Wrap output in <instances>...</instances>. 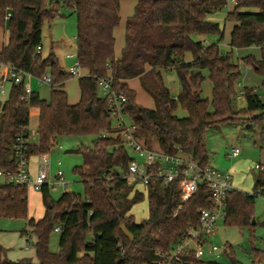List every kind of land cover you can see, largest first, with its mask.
Returning <instances> with one entry per match:
<instances>
[{
    "label": "trees",
    "instance_id": "1",
    "mask_svg": "<svg viewBox=\"0 0 264 264\" xmlns=\"http://www.w3.org/2000/svg\"><path fill=\"white\" fill-rule=\"evenodd\" d=\"M226 2L136 0L133 13L125 21L121 54L115 57L113 29L120 19L119 0H0V28H8L0 64L35 79L49 76L51 80L48 99L41 98L32 87L26 94L24 81H10L7 97L0 104V170L14 171L13 144L17 136H29L32 109L38 110L37 139L27 146L28 158L50 153L58 137L91 138L89 145L77 148L83 162L73 168L84 183V197L63 192L53 200L44 185L40 191L44 214L37 221L30 218L27 222L35 236L37 262L29 257L2 259L5 250L0 246V264H151L157 260L156 251L168 250L189 226L197 225L198 209L213 205L204 183H199L190 199L181 204L176 182L160 189L159 185L128 184L121 177L132 157L119 137L101 136L115 131L108 114V95L97 94L98 79L110 77L111 90L123 94L122 114L135 125V136L147 146L157 145L168 154L180 153L204 166L210 164L204 143L206 130L227 122L250 130L259 128L264 146V101L255 88L245 86V105L236 107L235 87L241 72L239 63L231 59L234 49L256 47L257 58L246 55L241 60L261 78L264 87V0H234L225 16L234 23L228 43L231 51L222 53L218 42L224 29L211 16ZM60 6L76 15V58L86 70L78 77L76 104L68 103L61 88L72 75L63 70L52 51L42 54L43 26L58 15ZM197 36L213 37L215 42L208 44ZM189 54L191 58L186 60ZM171 69L179 83L174 97L161 73ZM202 71H207L211 82L212 110L208 99L201 96ZM134 78L153 96L155 109L136 103L135 91L128 85ZM179 108L186 111L185 117L175 114ZM255 171L251 194L238 189L228 193L224 223L251 225L254 197L258 191L264 194V170ZM144 196L148 216L136 222L131 209ZM0 217L27 218L25 186L0 182ZM121 224L132 234L131 239L122 233ZM55 227L60 229L58 250L52 252L49 237ZM252 254V264H264V248H254ZM188 264L219 263L190 258ZM230 264L240 263L233 260Z\"/></svg>",
    "mask_w": 264,
    "mask_h": 264
},
{
    "label": "rangeland",
    "instance_id": "2",
    "mask_svg": "<svg viewBox=\"0 0 264 264\" xmlns=\"http://www.w3.org/2000/svg\"><path fill=\"white\" fill-rule=\"evenodd\" d=\"M55 3L58 0H48ZM130 1V4H129ZM136 0H120L122 2L118 9L119 23L115 26L114 54L119 57L124 45V29L126 18L133 12V4ZM127 2V3H126ZM233 7L232 3H227L217 13L211 16V19L220 23L223 27V37L218 42L219 49L222 53L231 51L229 46L230 31L233 22L225 20L226 13ZM8 35V28H0V49ZM76 15L65 6L58 8V15L50 22H45L42 29V54L46 55L52 51L63 70L67 71L68 67L73 64L74 59L69 54L76 55ZM197 39L203 40L210 44L215 42L213 37L197 36ZM259 56L256 47H246L234 49L231 52V59L234 63H239L240 78L238 82L246 87L255 88L260 98L264 101V87L261 84V78L241 60L243 56ZM191 58V55H187ZM204 79L200 85L201 96L207 98L210 104L211 100V82L208 78L207 71H202ZM162 77L165 85L169 89L171 96H176L179 91V83L174 70H162ZM85 71L81 70V75ZM128 85L135 91L136 103L149 109H155L156 104L152 95L144 90L138 78L128 80ZM31 87L43 99L49 98L50 84L32 79ZM66 91L67 101L69 104H76L79 100L78 76H70L61 87ZM236 91L241 89L236 85ZM98 96H102V89H98ZM6 97L0 95V100ZM243 99L237 98L236 107H244ZM209 110H212L211 104ZM178 117H185L186 111L179 108L175 112ZM38 117L32 111L29 118V141H36V128ZM90 137L62 136L54 142V147L48 154L49 182H54V175L58 170L63 174L66 182L65 192H72L84 197V183L73 172L74 166L81 165L82 156L76 153L80 145H89ZM205 147L208 151L209 163L215 169L221 172H229L233 186L251 194L253 192L255 173L254 165L264 163V146L260 141V130L253 127L252 130L242 127L239 124L227 122L224 124L214 125L208 128L204 136ZM157 148V145L154 146ZM237 147L240 150L238 157H229L231 148ZM37 157H30L29 163L34 164ZM60 162V166L57 165ZM0 182L3 180L0 178ZM139 186V185H138ZM161 189V186H158ZM139 190H143L141 187ZM61 189L50 191V196L56 200L64 192ZM145 194V192H144ZM27 218H39L43 215L44 207L41 200V193L27 188ZM253 217L251 225L238 226L224 223L219 219L216 223L215 231L209 238V244L217 247L215 251H209L207 245L203 247L204 254L201 259L206 262H216L219 264H230L233 260L240 264H252L253 249L264 248V194H257L252 203ZM131 214L136 222H139L148 216V200L144 196L143 201L135 204L131 209ZM27 218H6L0 217V246L4 248L6 258L16 261L23 257H29L33 262H37L33 243L35 236L28 226ZM254 221V223H252ZM25 230L26 234L22 231ZM59 233L52 231L49 237V250L56 252L58 250ZM28 243V245H26ZM229 246V247H228ZM257 264V263H256Z\"/></svg>",
    "mask_w": 264,
    "mask_h": 264
},
{
    "label": "built area",
    "instance_id": "3",
    "mask_svg": "<svg viewBox=\"0 0 264 264\" xmlns=\"http://www.w3.org/2000/svg\"><path fill=\"white\" fill-rule=\"evenodd\" d=\"M227 3H234V0H227ZM9 13L6 17H9ZM41 48L38 47L39 51ZM0 68L6 72L5 76L13 83L24 81V91L26 94L31 92V81L34 79L31 74L23 73L21 70L5 64H0ZM82 68L75 58L72 65L67 69L70 75H81ZM39 83L51 84L49 76L37 78ZM99 88L104 95H108V114L112 119L111 128L113 134L103 132L102 137H119L124 147L130 152L132 157L127 165V169L121 177L128 184H135L147 187L149 184L167 186L176 182V187L180 192V203H186L197 190L199 183H204L211 193L213 205L210 208L198 209V223L189 226L180 240L166 251H156L157 260L151 264H188L190 258L202 260L204 254L203 247L207 245L209 251L217 250V247L209 244V238L214 233L216 223L224 217V202L228 193L236 189L233 186L229 172H221L211 164L200 165L198 162L184 157L180 153L168 154L154 146H147L142 140L135 136L136 127L128 122L122 114L121 107L126 101L121 92L111 90V78H99ZM6 82L0 78V93H5ZM242 97L239 91L237 98ZM29 136L19 135L13 144L14 171L0 170V178L3 182L25 186L34 191L40 192L44 185L50 191L58 189L65 190L66 182L60 170L54 175V182H49V174L45 169H39L32 175L28 169V157L26 155L29 144ZM240 150L237 147L231 148L229 157H237ZM60 164V163H59ZM254 169L264 170V165L256 163ZM65 192V191H64ZM258 194L260 192L258 191ZM181 204L178 206L181 207ZM59 227L54 231L59 232ZM28 245V243H26Z\"/></svg>",
    "mask_w": 264,
    "mask_h": 264
},
{
    "label": "crops",
    "instance_id": "4",
    "mask_svg": "<svg viewBox=\"0 0 264 264\" xmlns=\"http://www.w3.org/2000/svg\"><path fill=\"white\" fill-rule=\"evenodd\" d=\"M127 3V2H126ZM135 3H136V1L134 2V4H133V6H135ZM121 4H122V2L120 3V0H119V9H120V6H121ZM129 4H130V1H129ZM229 4V3H228ZM226 5H227V2H226ZM134 8V7H133ZM134 10V9H133ZM230 10H232V8L230 9ZM229 10V11H230ZM133 13V12H132ZM131 15V14H130ZM129 15V16H130ZM234 24V23H233ZM232 27H233V25H232ZM114 32H115V27H114V29H113V36H114ZM115 39V38H114ZM69 57L70 58H73L74 60H75V58H76V55H74V54H69ZM186 60H190V58L189 57H187L186 56ZM84 71H85V74H86V70L84 69V68H82ZM4 71H3V69H1L0 68V78H2V76L4 75ZM84 74V75H85ZM4 80H5V82H6V91H5V93H0V95H3V96H5V97H7V93H8V89H9V87H10V80H8L7 79V77L6 76H4V78H3ZM32 82V81H31ZM241 90L240 91H242V89L245 87L242 83H240V82H238L237 84H236ZM6 99V98H5ZM4 99V100H5ZM240 99H243V97H240ZM4 100H0V104L4 101ZM34 114H38V110L37 109H32L31 110ZM31 113V112H30ZM36 133V132H35ZM36 139H37V136H36ZM49 154V153H48ZM48 154H43V155H37V156H31V157H37V160L34 162V164H30L29 163V159H28V169H29V172L32 174V175H35L37 172H38V170L39 169H45L47 172H48V174H49V168H48V159H47V157H48ZM229 156V155H228ZM239 156V155H238ZM237 156V157H238ZM60 162L59 161H57V165L58 166H60V164H59ZM260 164H264V163H260ZM253 175H254V173H253ZM254 177V176H253ZM34 191V190H33ZM36 192H38V191H36ZM27 198H28V195H27ZM41 200H42V197H41ZM28 204V203H27ZM43 204V203H42ZM44 207V206H43ZM43 214H44V211H43ZM43 216V215H42ZM42 216H40L39 218H33V217H28L27 218V220L28 219H33V220H35V221H37L38 219H40Z\"/></svg>",
    "mask_w": 264,
    "mask_h": 264
},
{
    "label": "water",
    "instance_id": "5",
    "mask_svg": "<svg viewBox=\"0 0 264 264\" xmlns=\"http://www.w3.org/2000/svg\"><path fill=\"white\" fill-rule=\"evenodd\" d=\"M89 108H90V103H88L86 105L85 109L89 110ZM253 176L255 177V175H253ZM252 223H254V221H252ZM120 229H121L122 233L125 235V237H127L128 239L132 238V234L128 231V229L123 224L120 225Z\"/></svg>",
    "mask_w": 264,
    "mask_h": 264
}]
</instances>
